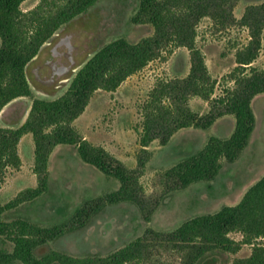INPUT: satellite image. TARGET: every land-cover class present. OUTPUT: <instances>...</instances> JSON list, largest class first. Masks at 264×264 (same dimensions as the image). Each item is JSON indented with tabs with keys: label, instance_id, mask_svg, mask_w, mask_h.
Here are the masks:
<instances>
[{
	"label": "rangeland",
	"instance_id": "rangeland-1",
	"mask_svg": "<svg viewBox=\"0 0 264 264\" xmlns=\"http://www.w3.org/2000/svg\"><path fill=\"white\" fill-rule=\"evenodd\" d=\"M38 1L25 0L20 8L29 10ZM263 1L225 0L222 5L225 18L203 17L197 22L196 46L204 54L211 77L217 81L214 96L234 86L229 73L236 65L235 52L249 40L248 29L233 25L228 13L240 19L249 5ZM138 6L139 0H99L87 12L61 27L26 68L32 97H20L8 103L1 111L0 126H20L28 116L32 98L52 100L61 96L78 65L111 40L125 38L134 43L152 36L154 29L150 23L134 21ZM254 66L264 69V31ZM189 67V51L168 45L162 48L158 58L124 80L115 91L94 93L84 112L72 123L73 128L78 136L103 147L128 168H135L138 158H143L145 165L139 179L143 192L136 203L104 201L107 194L119 188L118 181L83 162L75 145H56L48 157L44 192L3 214L6 222L22 219L41 228L59 229L56 237L36 248L38 256L56 252L103 264L102 259L143 237L146 241L143 259L130 264H182L184 252L167 242L163 235L157 237L151 232L166 234L191 217L214 213L225 205H236L246 190L264 175V94L252 102L256 122L247 146L235 162L228 164L221 159L223 167L213 180L196 182L182 189L165 173L184 157L199 151L209 137L227 136L235 126L233 115H225L208 129L182 128L165 145L152 141L146 148L149 155L142 152L138 139L143 121L142 106L149 91L158 78H183ZM195 97L189 98V107L199 115L205 114L209 110L208 102ZM18 154L22 167L8 168L6 176L9 171L15 173L20 183L16 184V177L11 178L8 186L0 191V205L16 198L32 183L37 186L36 175L33 176L31 133L20 138ZM18 188L21 190L13 195ZM79 208H85L80 215L76 213ZM230 236L236 240L241 238L239 233ZM0 248L11 252L13 243L0 236ZM250 252L249 245H242L236 253L212 250L196 264H231L235 258L247 257Z\"/></svg>",
	"mask_w": 264,
	"mask_h": 264
},
{
	"label": "trees",
	"instance_id": "trees-1",
	"mask_svg": "<svg viewBox=\"0 0 264 264\" xmlns=\"http://www.w3.org/2000/svg\"><path fill=\"white\" fill-rule=\"evenodd\" d=\"M25 0H0V112L8 103L20 97H32L26 75L28 64L42 46L64 25L87 12L99 0H39L29 10L20 8ZM225 0H139L134 21H146L154 34L138 42L116 38L103 45L80 63L71 75L66 91L46 100L32 98L26 120L17 127L0 126V185L8 168L18 169L20 138L31 133L34 142L33 173L37 186L26 188L5 205H0V236L13 243L11 252L0 248V264H93L49 252L41 256L37 247L53 239L58 228H41L18 219L6 222V210L31 201L47 186L48 157L56 145L76 146L79 158L116 179L119 188L105 196L104 201L136 203L143 192L140 176L145 160L138 158L135 168H128L101 146H94L78 136L72 123L85 110L97 90L115 91L128 77L142 70L160 56L163 47H185L189 51L190 67L183 78H158L142 106V126L138 142L142 152L149 155L148 145L158 140L168 143L172 135L187 127L208 129L224 115L234 116L235 126L228 138L209 137L205 145L190 154L165 173L179 188L213 180L223 167L221 159L231 164L247 146L255 127L252 99L264 93V69L251 64L258 57L264 31V1L249 5L240 19L231 13L232 24L248 29V42L235 52V67L229 73L232 88H224L214 96L217 81L211 77L205 57L196 46L195 26L203 17L225 18ZM171 52V49H169ZM199 97L209 104L205 114H197L188 105L190 97ZM85 208L77 209L80 215ZM164 236L165 240L184 252L182 264H196L209 251L236 253L249 245L247 257L235 258L231 264H264V175L251 185L236 205L222 206L218 211L185 220ZM231 233H239L236 240ZM146 241L139 237L102 259L103 264H130L143 259Z\"/></svg>",
	"mask_w": 264,
	"mask_h": 264
},
{
	"label": "crops",
	"instance_id": "crops-1",
	"mask_svg": "<svg viewBox=\"0 0 264 264\" xmlns=\"http://www.w3.org/2000/svg\"><path fill=\"white\" fill-rule=\"evenodd\" d=\"M254 63H255V60L253 61V63L251 64L253 67H256V66H254ZM262 94H264V93H260V94H258V95H256L255 97H257V96H260V95H262ZM255 97L252 99V101H251V107H252V102H253V100L255 99ZM198 97H195L194 99H197ZM15 100V99H14ZM5 107V106H4ZM4 109V108H3ZM3 109H2V111H3ZM253 110V109H252ZM254 113V112H253ZM0 115H1V112H0ZM225 118V115L224 116H222V117H219L218 119H216V121L212 124V126L213 125H215L216 123H218V121H221V120H223ZM255 122H256V118H255ZM211 126V127H212ZM5 127H11V126H8V125H6ZM210 128V127H209ZM255 128V127H254ZM233 129H234V127H233ZM233 129L231 130V132L227 135V136H223V137H218V138H227V137H229L230 135H231V133H232V131H233ZM22 167V165L20 166V168ZM6 174H7V172H6ZM33 176H35V174H33ZM13 177H16V184H18V183H20L19 181L21 180L20 178H17L18 176H16L15 175V173L14 174H11V172L9 171L8 172V175L6 176V178H5V181H4V183L2 184V185H0V191H3V189H5V187L6 186H8V184L10 183V180H11V178H13ZM35 178H36V176H35ZM36 182H37V179H36ZM36 186V184H34V183H32L31 185H30V187H35ZM19 190H21V188H18V189H16L15 191H14V193H12L13 195H15L16 193H17V191H19ZM7 193V192H6Z\"/></svg>",
	"mask_w": 264,
	"mask_h": 264
}]
</instances>
